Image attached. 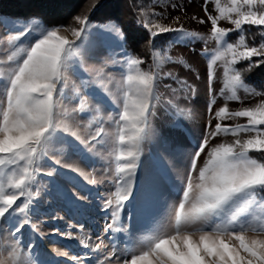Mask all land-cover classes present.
<instances>
[{"label":"snow or ice","instance_id":"1","mask_svg":"<svg viewBox=\"0 0 264 264\" xmlns=\"http://www.w3.org/2000/svg\"><path fill=\"white\" fill-rule=\"evenodd\" d=\"M208 3L209 0H205V13L211 24L209 38L216 44L213 51L206 47L202 51L209 86L215 78L217 62H222V87L218 95L225 101H239V90L248 95H264L247 84L236 67L246 61L248 67L245 71L251 72L264 64V0H229L226 6H221L220 0H214L217 15L208 13ZM98 4L99 0H94L88 13ZM89 14L73 18L79 27L49 26L37 16L0 21L9 32L6 39L0 37V219L19 218L11 233L12 242H0V264H38V258H31L23 250L34 245L22 246L16 234L23 226L29 225L34 232L44 235L37 225L31 224L29 213L34 197L38 195L31 189L41 172L42 162H47L49 146L62 133L65 139L74 137L85 147L89 140L104 143L107 137L111 138L114 191L105 205L113 208V222L106 226V231H127L116 225L125 203L133 194L142 143L151 110L159 97L162 79L159 69L166 63H183L182 57L169 55L168 49L186 44V37L203 38L183 26L173 28L145 23L144 27L149 29L151 36L160 33L175 35L161 49H156L150 41L153 62L149 69L141 67L143 59L130 55L122 62L118 110L109 117L113 129L106 133L100 123L99 108H92L87 96L79 89L74 88L73 93L80 103L72 112L68 109L59 112L61 101L68 98L66 72L78 64L82 55L78 41L89 28ZM220 20H227L234 27H220ZM245 25L261 26L258 44L253 37V46L249 45L244 34ZM95 27L102 35L114 40L117 46L122 47L127 40L124 31L114 21ZM62 29L70 31L74 39L62 35ZM234 32L239 35L235 42H229L228 37ZM253 57L258 59L254 61ZM102 72L101 68L96 75L99 77ZM164 75L172 76L171 73ZM173 79L182 89L190 87L182 79ZM81 83L86 86L87 82ZM215 102V97L209 101V112ZM168 104L175 116L173 127L182 129L185 111L172 105L171 101ZM73 112L88 116L86 127L95 126L94 135L84 139L71 128L67 118ZM93 112L97 114L91 115ZM61 116L64 118L60 119ZM237 117L246 118V123L227 126L219 122ZM215 118L218 122L214 130L205 133L190 155L187 180L182 181L177 189L180 199L172 205L167 224L154 226L141 238L129 240L124 248L113 246L108 257L116 264L121 261L122 264H264V159L250 155L257 152L264 156V100L235 111H230L225 104L216 110ZM241 133L248 135L241 139ZM220 134H230L235 139L209 147V141ZM206 149L207 157L195 174L198 159ZM55 164L59 165L60 161L56 160ZM64 167L79 172L72 165ZM54 172L53 168L46 174L52 176ZM67 235L71 236V233ZM80 243L87 247L84 240ZM100 247L97 244L94 251ZM54 251L58 255H68L60 249ZM71 259L80 264L78 257Z\"/></svg>","mask_w":264,"mask_h":264},{"label":"rangeland","instance_id":"2","mask_svg":"<svg viewBox=\"0 0 264 264\" xmlns=\"http://www.w3.org/2000/svg\"><path fill=\"white\" fill-rule=\"evenodd\" d=\"M135 1L145 23L173 28L183 26L188 32L201 34L203 38L186 37V44H177L168 49L169 55L182 57L183 63L170 62L159 69L162 77L159 97L151 110L149 127L142 143L133 194L125 203L116 225L127 231H106V226L113 222V208L105 205L110 193L114 191L112 180L115 165L111 156V138L107 137L104 143L89 140L85 147L74 137L65 139V134L62 133L49 146L47 162H42L41 172L32 185L31 190L38 195L34 197L29 213L31 224L37 225L39 232L44 235L34 232L29 225L23 226L21 232L16 234L22 246L34 245L31 249L23 250L31 258H38V264H76L71 259L73 256L79 258L80 264H116L114 259L108 257L113 246L124 248L129 240L141 238L154 226L167 224L172 205L180 199L177 189L182 181L187 180L190 155L197 142L203 139L206 132L214 130L218 122L215 118L216 110L227 104L230 111H235L264 100V95H248L244 90L238 91L241 97L239 101H225L219 96L218 92L222 87V62H217L215 78L209 86L208 69L202 51L206 47L211 52L216 44L209 38L211 24L205 13V0ZM220 3L221 6H226L229 0H220ZM206 7L208 13L217 15L214 0H209ZM15 19L17 18L0 15V21ZM201 20L205 22L201 23ZM98 24L102 22L90 20L89 28L78 41L82 55L78 64L66 72L68 98L61 101L59 112L63 113L65 109L72 112L80 103L73 93L74 88L79 89L81 94L87 96L92 108H99L100 123L108 133L113 129V122L109 117L118 110L122 62L129 55L134 56L125 49L124 44L122 47L117 46L114 40L102 35L95 27ZM218 25L229 29L234 27L227 20L218 21ZM8 34V28L0 22V37L6 39ZM61 34L74 39L70 31L64 32L62 29ZM238 35V32L232 33L228 41L235 42ZM141 67L149 69L148 66ZM101 68L103 72L98 77L96 72ZM164 73H171L172 76H165ZM173 77L186 81L190 87L182 89ZM82 81L87 82L86 86L82 85ZM213 97L216 102L209 112L208 103ZM168 101L185 111L180 130L173 127L175 116ZM87 119L88 116L83 113L73 112L67 122L81 137L87 139L95 133V126L86 127ZM219 122L234 126L246 123V118L221 119ZM247 135L241 133L240 138L244 139ZM234 139L230 134H220L209 141V147L221 142L230 143ZM88 148L92 151H87ZM206 157L207 149L198 159L195 174H198ZM56 160L60 161L59 165L55 164ZM64 165H72L79 172ZM53 168L54 174L48 176L46 173ZM80 172L84 175H80ZM92 180L96 183H90ZM18 219H0V242H12L11 233ZM81 240L85 241L87 247L80 243ZM97 244L101 247L94 251ZM54 249H60L68 255H58Z\"/></svg>","mask_w":264,"mask_h":264},{"label":"trees","instance_id":"3","mask_svg":"<svg viewBox=\"0 0 264 264\" xmlns=\"http://www.w3.org/2000/svg\"><path fill=\"white\" fill-rule=\"evenodd\" d=\"M94 0H0V15L12 18L27 19L37 16L46 25H63L79 27L73 20L77 15L89 14L88 9ZM91 21L106 22L115 21L127 36L124 42L125 49L134 57L144 60L142 64L148 68L152 65V43L156 49L163 48L173 33H160L151 36L149 29L144 27V18L139 11L135 0H99V4L89 14ZM261 26H244V34L250 46L259 43ZM234 39V38H232ZM256 57H253L255 61ZM241 70L247 84L252 85L258 91L264 92V64L255 67L251 72L245 71L248 67L246 61L236 65ZM251 156L264 159L261 153L252 152Z\"/></svg>","mask_w":264,"mask_h":264}]
</instances>
